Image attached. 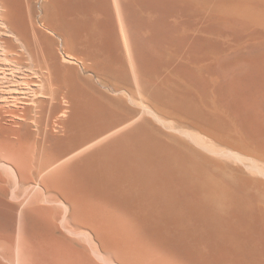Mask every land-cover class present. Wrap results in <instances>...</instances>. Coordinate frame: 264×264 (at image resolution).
Segmentation results:
<instances>
[{
  "label": "bare ground",
  "instance_id": "1",
  "mask_svg": "<svg viewBox=\"0 0 264 264\" xmlns=\"http://www.w3.org/2000/svg\"><path fill=\"white\" fill-rule=\"evenodd\" d=\"M254 1L0 0V264H264V180L144 101L264 159V35H204L264 25Z\"/></svg>",
  "mask_w": 264,
  "mask_h": 264
},
{
  "label": "rangeland",
  "instance_id": "2",
  "mask_svg": "<svg viewBox=\"0 0 264 264\" xmlns=\"http://www.w3.org/2000/svg\"><path fill=\"white\" fill-rule=\"evenodd\" d=\"M242 1L245 6L257 7V4L255 3L254 0H242ZM258 1L264 3V0H258ZM112 7L114 8L113 3H112ZM259 9L261 12L264 13V8H262V6H260ZM212 12L213 11L211 8H207L199 12V14H185L183 17H180L178 15L177 19L182 22L186 21V23H190L194 28L201 27L204 30H206L208 29V27L210 26L213 20V17L211 16ZM191 33L193 34V30H191ZM258 33H264V25H253L243 30L239 37H236L234 33L230 32V30H227L226 32L217 36L212 34H204V35L207 38H212L222 48L223 51H228V50H232V48L236 47L237 45L246 46L251 44V42H257L261 40L264 37L263 36L264 34H258ZM169 72L170 71L168 69L163 70L162 77L159 81H161L162 79L164 80L165 79L164 77L168 76ZM120 86L124 93H126L127 91H128L127 94L129 95H133L134 93H136L134 92L136 91V87L134 85L133 80H130L129 82L121 83ZM144 101L147 105L150 106V108L156 109L157 112L167 121L168 123L167 125L170 126V128L169 127H167L168 129L161 128L163 131H167V132L172 131L187 137L189 135L188 139L191 147H197L196 143L204 147H208L209 149L208 151L207 149L206 150L202 149V152L204 151L205 156L215 161L216 164H219V170L222 172V174L226 176L229 175L230 177L233 174L239 172V173H245L251 177H256L264 180L263 158H260L257 155H249L241 147L238 146L236 148L233 146L230 147L231 145L226 143L225 141H221V140L219 141L217 139L215 140L212 137V135L207 134L206 132L199 129L197 126L198 124L195 121L194 124V122L191 119L185 117L181 120L176 119L174 116H172L169 113V111L166 108L161 107L157 104L156 105L152 104L147 96L144 99ZM127 105L129 107L130 116L137 115V117L140 116L143 117V115H141L143 113V111H141L142 107L140 106L142 105L141 99H140V104L129 101ZM152 121L154 122L155 125L159 124V122L155 119L153 120V118Z\"/></svg>",
  "mask_w": 264,
  "mask_h": 264
}]
</instances>
